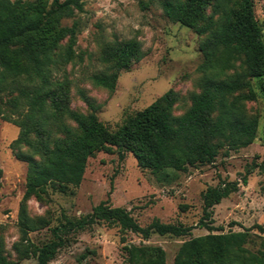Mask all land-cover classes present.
<instances>
[{"label": "trees", "instance_id": "obj_1", "mask_svg": "<svg viewBox=\"0 0 264 264\" xmlns=\"http://www.w3.org/2000/svg\"><path fill=\"white\" fill-rule=\"evenodd\" d=\"M83 7V0H0V118L19 128L10 148L18 161L27 164L18 216L20 241L14 250L19 259L32 256L37 264H51L68 245L70 234L99 223L116 225L145 240L153 234L192 235L193 227L157 219L141 226L128 210L112 207L109 194L86 216L65 218L52 228L49 242L34 245L29 234L48 226V221L32 218L27 202L44 199L49 189L66 193L79 187L90 158L117 153L124 159L131 153L139 168L168 177L169 172L212 164L221 151L250 146L259 128L258 117L247 110V104L258 98L253 82L264 81V33L253 0H164L162 10L168 20L203 38L199 92L192 94L184 114L174 116L179 98L170 89L116 129L98 119V107L87 98L88 113L73 109L70 81L58 76L81 59L75 50L78 24L64 22ZM142 58V44L136 39L106 46L101 61L108 72L93 76V84L114 92L120 73ZM237 189V182L221 183L203 193L199 226L209 233L185 241L172 264H264V246H250L253 233L264 235V226L227 233L214 226V206ZM124 250L127 264H168L161 247L126 246ZM0 264H15L2 246Z\"/></svg>", "mask_w": 264, "mask_h": 264}, {"label": "rangeland", "instance_id": "obj_2", "mask_svg": "<svg viewBox=\"0 0 264 264\" xmlns=\"http://www.w3.org/2000/svg\"><path fill=\"white\" fill-rule=\"evenodd\" d=\"M163 1L83 0V11L64 22L68 26L76 22L79 29L75 50L81 59L58 74L70 81L73 109L88 113L84 98L89 99L98 107V119L111 129L170 89L179 98L173 115L180 116L189 109L192 94L199 92L198 68L203 61L199 43L203 38L168 20L162 10ZM253 1L264 33V0ZM132 39L142 44L141 61L120 73L114 92L95 86L92 77L108 72L101 61L102 50ZM253 85L258 98L247 104L248 113L259 119L253 144L236 151H221L212 164L177 174L169 172L168 177L139 168L131 153H126L124 159H119L117 153H99L89 159L79 187L66 193L49 189L44 199L27 202L32 218L48 221V226L29 234L30 241L36 246L49 242L52 228L65 218L86 216L110 194V205L128 210L141 226L157 219L164 224L193 227L192 235L153 234L145 240L116 225L99 223L70 234L68 245L59 250L51 264H127L126 246L161 247L167 263L172 264L185 241L209 233L199 226L203 193L221 183L234 182L238 189L213 208L214 226L222 227L224 233L243 231L256 224L264 226V81H254ZM18 135L19 128L14 123L0 118V248L15 264H37L32 256L19 259L14 250L20 241L18 216L27 175V164L18 161L10 148ZM250 246L263 247L264 235L253 233Z\"/></svg>", "mask_w": 264, "mask_h": 264}]
</instances>
